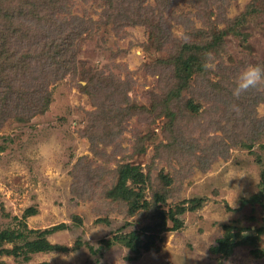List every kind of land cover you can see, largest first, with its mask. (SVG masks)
Listing matches in <instances>:
<instances>
[{
	"label": "rangeland",
	"instance_id": "374dc122",
	"mask_svg": "<svg viewBox=\"0 0 264 264\" xmlns=\"http://www.w3.org/2000/svg\"><path fill=\"white\" fill-rule=\"evenodd\" d=\"M10 1L37 11L11 20L5 40L26 32L40 56L18 82L29 85L25 110L0 118V233L24 235L0 242V264H264V87L233 96L244 68L264 67V0H65L51 24L38 0ZM63 43L75 69L53 75ZM186 44L206 48L204 63L213 53L216 68H196L168 100ZM53 138L58 150L41 155ZM129 166L143 184L122 186ZM142 185L149 206L133 213L117 189ZM194 198L202 206L179 214V229L168 220L156 249L136 256L115 239L151 224L155 207ZM231 223L257 242L212 253ZM40 237L66 250L30 251Z\"/></svg>",
	"mask_w": 264,
	"mask_h": 264
},
{
	"label": "trees",
	"instance_id": "16d2710c",
	"mask_svg": "<svg viewBox=\"0 0 264 264\" xmlns=\"http://www.w3.org/2000/svg\"><path fill=\"white\" fill-rule=\"evenodd\" d=\"M65 0H38V7L43 11H52L49 17V23H53V14L60 12ZM6 3H11L10 0H0V101L3 103L0 107V118H6L7 115L12 114L14 116L21 115V111L25 110L23 102L27 98L28 86L22 82L24 78H28V72L30 71V64L37 57H39V51L35 45L39 44V41L34 39L33 36H25L26 32L17 39L15 45H13L14 40L8 42L5 40V30L9 28V23L11 20H19L23 24H27L26 21L34 19L35 16H30L33 14L36 9H33L28 13V7L21 5L16 7V9L8 10ZM27 5V3H25ZM48 20V17H47ZM11 22L10 25H13L15 22ZM46 24V23H45ZM8 26V27H7ZM59 25L51 26V32L55 31V27ZM4 27H7L4 29ZM28 31L31 28L27 25ZM21 28H17L15 33H20ZM28 33V32H27ZM22 34V33H21ZM15 36V35H14ZM46 36H50V33ZM36 40V41H35ZM33 43V44H32ZM33 45V46H32ZM56 47H59V50H55L53 56L60 55L59 60L53 61L50 66V73L53 75H64L69 73L73 67V59H65L62 54H65V46L63 44H56ZM63 46V47H61ZM189 49L190 54L180 65H178L177 70L179 76L176 77V87L175 93L169 91L168 100H175L180 97L182 89H185L189 86L190 77L193 75L196 68L203 69V60L201 50L206 48L199 47L198 44L194 45H185ZM196 48V50H195ZM71 56V54H70ZM190 59V60H189ZM189 60V61H188ZM188 61V62H187ZM72 64V66H71ZM75 68H72L74 70ZM71 70V71H72ZM181 75V76H180ZM21 84V85H20ZM128 169V170H127ZM136 166H129L126 170H121L122 173V186H126L127 180H132L135 183H144V175L139 172ZM144 189L145 186H140L138 190L126 191L123 192L117 189L119 194L125 196L126 199H131V212L136 213L137 210L148 208L149 204L144 198ZM130 193V194H129ZM159 201H161L160 196H157ZM190 202V203H189ZM187 202L189 205H186V202L181 203L177 206L175 210L170 209L168 212L162 209V207H155L157 212L154 215V219L151 224L147 227H143L139 230L131 231L130 233H123L120 237L115 236V239H119L124 242V244L129 247L136 256H139L142 251H148L157 248V240L160 239L159 235L162 230H166L167 222L170 220L173 225L170 229L176 230L183 226V220L178 216L183 214L187 210H196L202 206L201 199H191ZM34 213L30 212V209L25 213V216L32 215ZM61 227H55L54 230H58ZM54 230H49L47 232L52 233ZM24 237L22 233L15 234L14 231L5 230L0 233V242L8 240L10 242L15 241L18 237ZM258 235L256 233H248L245 229L239 227L237 224L231 223L224 226V234L221 238L218 239L217 243L211 246L210 250L214 254H220L225 257H229L239 245H252L257 242ZM101 243L106 246H111L113 240L106 238L102 239ZM27 247L30 251H59L66 250V247L53 244L49 240L40 237V240L27 242ZM92 252H96L97 249L90 245ZM255 254L259 252L258 250H253ZM99 264V263H98Z\"/></svg>",
	"mask_w": 264,
	"mask_h": 264
},
{
	"label": "clouds",
	"instance_id": "9594fccd",
	"mask_svg": "<svg viewBox=\"0 0 264 264\" xmlns=\"http://www.w3.org/2000/svg\"><path fill=\"white\" fill-rule=\"evenodd\" d=\"M206 61L203 64L204 69L215 70L216 63L213 53H206ZM264 87V67L259 65H248L244 68L236 78V86L233 89V96L239 98L243 93L248 92L250 89H259ZM41 155L48 157L58 150V145L55 143L54 138L47 143L39 146Z\"/></svg>",
	"mask_w": 264,
	"mask_h": 264
}]
</instances>
